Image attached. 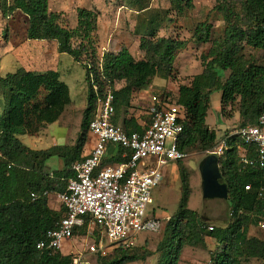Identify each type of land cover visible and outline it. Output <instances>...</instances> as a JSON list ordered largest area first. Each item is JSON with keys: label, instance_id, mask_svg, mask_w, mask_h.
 Instances as JSON below:
<instances>
[{"label": "trees", "instance_id": "1", "mask_svg": "<svg viewBox=\"0 0 264 264\" xmlns=\"http://www.w3.org/2000/svg\"><path fill=\"white\" fill-rule=\"evenodd\" d=\"M132 0V8L138 14H153L141 35L138 50L146 59L135 61L126 48L103 59L102 73L106 76L114 94V108L119 117L120 109L128 104L133 91L149 87L157 76L172 72L176 55L186 47L178 39L158 37L160 13H151L148 2ZM177 14L193 8V0H165ZM214 11L225 23L224 37L211 40L212 27L207 23L196 25L193 38L198 44L211 43L202 58L203 71L191 79L189 85L178 88L176 101L186 112L184 131L178 143L180 151L198 149L209 152L217 145V135L206 125V116L213 90L221 91L220 110L238 101L241 127L255 125L264 112V66L248 64L243 59L244 47L264 52V0H214ZM164 11L163 15L169 12ZM0 13L9 18L20 13L26 18V39L54 41L59 54H68L77 63L86 53L82 42L74 47V38L89 36L96 28L98 13L77 9V27L67 30L52 20L49 0H0ZM6 33V32H5ZM5 34H3L4 36ZM87 85V107L83 112L81 133L72 147L53 146L44 150H32L21 143V136H35L45 126L57 122L71 104L68 87L53 70L43 73L18 69L0 76V97L4 109L0 113V264H69L71 256L48 254L36 249V243L47 231L55 228L63 210L56 213L48 207L45 192L60 193L74 174L71 166L82 161L87 130L95 114V95L89 82L90 73L99 83L98 66L91 68L82 63ZM229 76L221 81L224 74ZM125 86L115 90L116 82ZM114 89V90H113ZM171 99L165 93H156ZM132 119L125 121L128 131L136 130ZM131 124V126H130ZM226 134L225 136H227ZM244 146L231 138L227 150L218 158L219 170L228 188L229 216L226 225L209 227L193 211L187 208L189 199L185 179L178 209L165 225L164 235L158 242L156 264H178L184 246L206 245L205 238L215 241L217 251L210 254V264H244L250 259L264 261V241L248 238V225L259 224L264 219V169L241 170L237 162L238 147ZM117 151V150H114ZM112 152V151H111ZM57 158L62 162L60 170L45 171L47 162ZM121 163L110 156L101 166ZM250 185L248 191L245 186ZM36 195L32 201L30 195ZM204 236H206L204 238ZM151 253L139 255L134 248H113L105 257L94 256V264H128L145 261Z\"/></svg>", "mask_w": 264, "mask_h": 264}, {"label": "rangeland", "instance_id": "2", "mask_svg": "<svg viewBox=\"0 0 264 264\" xmlns=\"http://www.w3.org/2000/svg\"><path fill=\"white\" fill-rule=\"evenodd\" d=\"M214 6V0H193V8L179 15L173 9L169 10L170 4L165 0L148 2L151 13L157 12L163 15L164 11L169 10L165 16H158V21L162 24L158 30V37L178 39L185 42L186 47L177 53L170 75L157 76L149 87L133 91L128 104L120 109V115L123 114L126 119L143 115L147 107L145 98L150 94L165 93L172 101L176 100L179 86L189 85L191 79L203 71L202 58L207 55L211 43L198 44L193 38V31L196 25L207 23L212 27L211 40L223 39L225 23L221 15L214 11ZM77 9L98 13L95 30L87 37L81 34L72 41L74 47L81 42L86 45V53L81 56L80 63L75 62L68 54H59L54 41L26 39V18L20 13H15L8 19L0 13V76L14 73L18 69L38 73L52 69L60 75V80L68 87L70 93L71 104L57 122L45 126L35 136L19 137L21 143L28 148H32V143L35 150L48 149L55 145L72 147L76 144L81 133L83 112L87 107V85L82 63L102 66L106 55L117 54L122 48H126L135 61L146 59L144 52L138 50L143 30L137 27L140 23L144 28V23H147L150 17L154 16L153 14H138L132 8V0H49L52 20L70 31L77 27ZM243 59L248 64L264 66V52L261 50L244 47ZM228 76L229 73L226 72L221 81L224 82ZM124 86L123 81L116 82L115 88L120 90ZM220 98V90L211 92L205 120L208 128L217 135L216 146L226 134L235 131L241 125L238 101L225 107L221 112ZM3 109L4 103L0 97V113ZM91 141V137L90 139L86 137L83 155L89 151ZM207 156L206 151L192 149L187 151L186 159L181 162H171L162 169V181L152 192L153 201L146 211L148 218L161 219L162 227L156 233H140L136 236L134 250L139 255L144 252H149L151 255L145 261L128 264L157 263L156 246L163 238L166 223L178 209L185 181L189 195L187 208L195 212L208 226L218 228L227 224L228 199L202 198L200 166ZM61 168L62 162L52 158L47 162L45 171L51 173ZM221 183L225 184L223 179ZM47 201L51 210L61 214L63 209L55 194H51ZM82 235H76L71 241L74 250L69 252L64 248L60 254L72 257L73 253L81 251L86 241ZM247 237L264 241V219L260 220L259 224L248 225ZM205 239L204 246L200 244L184 246L178 264H210V254L216 252L218 248L209 244V241L214 240ZM87 259L94 264V256ZM244 264H264V261L250 259Z\"/></svg>", "mask_w": 264, "mask_h": 264}, {"label": "built area", "instance_id": "3", "mask_svg": "<svg viewBox=\"0 0 264 264\" xmlns=\"http://www.w3.org/2000/svg\"><path fill=\"white\" fill-rule=\"evenodd\" d=\"M97 68L104 87L100 92L98 81L90 73L95 95V114L87 130V137L93 139L91 147L82 161L72 164L74 176L64 191L44 193L47 198L56 195L63 214L55 228L36 243L38 251L54 255L61 253L76 235L83 234V249L73 253L69 264H92L88 257H105L113 248H134L138 234L158 232L161 219L146 216L151 194L162 181V169L187 158L178 148L187 120L185 109L176 100L150 94L145 98L143 115L132 119L136 130L128 131L125 121L129 119L116 115L112 87L101 66ZM231 138L244 145L237 150L241 170L264 169V112L255 125L229 133L208 155L222 157ZM110 156L121 163L101 166ZM249 189L246 185L245 190ZM30 197L36 199L33 193ZM207 230L213 231V226ZM70 250L74 245L70 244Z\"/></svg>", "mask_w": 264, "mask_h": 264}, {"label": "water", "instance_id": "4", "mask_svg": "<svg viewBox=\"0 0 264 264\" xmlns=\"http://www.w3.org/2000/svg\"><path fill=\"white\" fill-rule=\"evenodd\" d=\"M202 198L210 199H228V188L222 184V174L218 166V158L209 154L200 166Z\"/></svg>", "mask_w": 264, "mask_h": 264}, {"label": "crops", "instance_id": "5", "mask_svg": "<svg viewBox=\"0 0 264 264\" xmlns=\"http://www.w3.org/2000/svg\"><path fill=\"white\" fill-rule=\"evenodd\" d=\"M50 70H52V69H50ZM133 119H134V118H133ZM126 121L128 122V120H126ZM132 121H133V120H132ZM131 124L134 125V127H136L135 124H134V121H133ZM131 124H130V126H131ZM91 140L93 141L92 138H91ZM92 141H91V142H92ZM32 144H33V145H32V148H30V149L35 150V149H34V147H35V146H34V143H32ZM89 147H91V146H89ZM43 150H44V149H43ZM152 201H153V200H152ZM209 226H210V225H209ZM207 239L212 240L211 238H206L205 240L207 241ZM70 244H72V243H69V242H68V243H66V245H65V247H64V248H65L67 251H69V252L71 251V250H70ZM209 244H210L211 246H212V245H213V246L216 245L215 241H209ZM72 245H74V244H72ZM64 248H63V249H64Z\"/></svg>", "mask_w": 264, "mask_h": 264}]
</instances>
